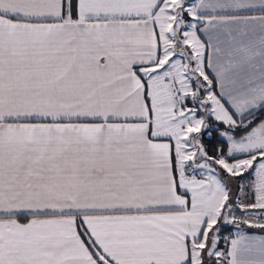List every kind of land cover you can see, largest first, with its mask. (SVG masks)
Instances as JSON below:
<instances>
[{
  "label": "snow or ice",
  "instance_id": "obj_1",
  "mask_svg": "<svg viewBox=\"0 0 264 264\" xmlns=\"http://www.w3.org/2000/svg\"><path fill=\"white\" fill-rule=\"evenodd\" d=\"M0 264H264V0H0Z\"/></svg>",
  "mask_w": 264,
  "mask_h": 264
}]
</instances>
